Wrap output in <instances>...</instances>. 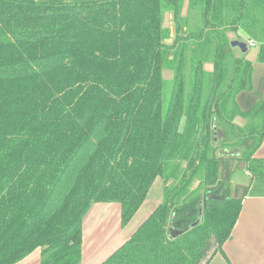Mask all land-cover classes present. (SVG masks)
I'll use <instances>...</instances> for the list:
<instances>
[{"label":"trees","instance_id":"trees-1","mask_svg":"<svg viewBox=\"0 0 264 264\" xmlns=\"http://www.w3.org/2000/svg\"><path fill=\"white\" fill-rule=\"evenodd\" d=\"M239 29L256 65L231 58ZM261 75L264 0H0V264H82L91 208L120 205L124 228L158 178L161 203L101 264L224 255L264 196ZM226 163L249 177L236 195Z\"/></svg>","mask_w":264,"mask_h":264},{"label":"rangeland","instance_id":"rangeland-1","mask_svg":"<svg viewBox=\"0 0 264 264\" xmlns=\"http://www.w3.org/2000/svg\"><path fill=\"white\" fill-rule=\"evenodd\" d=\"M185 14H189L188 18L190 19V22H192L193 24L199 20V15H198L199 13L195 9H193L192 12L191 11L189 12L187 3L183 8V15ZM165 27H169L173 29L171 15L169 13L166 14ZM191 27H193V25H191ZM227 36L229 39V46L232 41H245V42L250 41L249 36L241 29H239L238 32H234L230 30L228 31ZM259 48H260V43L258 41H254V46H250L247 53H242L239 49L230 47L232 53L231 58L245 59L255 64L257 63ZM164 76L166 79H171L172 73L164 72ZM238 121L240 120L238 119ZM229 175L232 181L230 183L231 185L230 189L232 195L236 193L235 189L237 184L242 186H246L248 184L249 177L247 176V174H245L244 169L241 168V166L236 170L230 171ZM162 182L163 181L160 178L156 180L153 188L151 189L148 195V198L146 199L147 201H145L146 203L144 202L145 204L141 208L140 210L141 212H139L140 213L139 216H136L135 218L133 217V220H131V222L123 228L124 230H121L125 239L128 238L130 234L132 235L139 228V226L148 218L147 217L142 223H140L142 217L147 213V210L150 209L151 207L153 209L154 206L155 207L158 206V204L162 201L163 198ZM240 193H242L241 188H240ZM107 205L112 206L114 204H107ZM112 213L106 219H99L100 214L98 215L95 213V215L92 216L90 220H88V222L85 224V247H86L85 253L90 258H93L92 261L93 263L91 264H97V262L105 258L111 251L116 249L121 243V237L119 236L120 229H122L120 216L118 220V213L117 212L113 214ZM97 217L99 220L97 219ZM107 258L108 257H106L104 261ZM210 264H226L225 260L221 256V252H219L211 260Z\"/></svg>","mask_w":264,"mask_h":264},{"label":"crops","instance_id":"crops-1","mask_svg":"<svg viewBox=\"0 0 264 264\" xmlns=\"http://www.w3.org/2000/svg\"><path fill=\"white\" fill-rule=\"evenodd\" d=\"M256 64L257 63H255L254 65ZM205 69L207 71H212L213 66L211 64H206ZM238 119L240 121H238ZM235 123L239 126H244L246 120L243 118H236ZM255 157L264 159V141L261 147L256 152ZM156 207L154 206L153 209L152 207L148 209L147 213L142 217L140 223H142L155 210ZM141 208L136 213L134 218L136 216H139ZM112 212L118 213L119 220L120 205L114 204L112 206H109L107 204H95L85 217L83 221L82 264L93 263V258H90L85 253V224L88 222V220H90L92 216L95 215V213L98 215L100 214L99 219H106L109 215H111ZM121 230L124 229H120L119 236L121 237V243L118 247L124 244L131 237L130 234L128 238L125 239ZM118 247L116 249H118ZM116 249L111 251L106 257H109ZM223 251L224 255L221 253V256L225 260L226 264H264V196H247L244 198L240 216L233 229L231 238L223 245ZM105 258L97 262V264H101ZM40 260L41 250L38 249L33 252L28 258L18 264H40Z\"/></svg>","mask_w":264,"mask_h":264},{"label":"water","instance_id":"water-1","mask_svg":"<svg viewBox=\"0 0 264 264\" xmlns=\"http://www.w3.org/2000/svg\"><path fill=\"white\" fill-rule=\"evenodd\" d=\"M230 47H232V48H238V49H240V51H241L242 53H247V52H248V49H249L248 44H247L245 41H232V42L230 43ZM241 168H244V164H241ZM201 218H202V213L200 214L198 221H196V222L192 225V227H193V226H196L197 224H199ZM187 230H188V229H186L185 231H187ZM185 231H183V232H185ZM170 232H171V234L173 235V237L176 236V234L173 233V229H170ZM183 232H182V233H183Z\"/></svg>","mask_w":264,"mask_h":264},{"label":"flooded vegetation","instance_id":"flooded-vegetation-1","mask_svg":"<svg viewBox=\"0 0 264 264\" xmlns=\"http://www.w3.org/2000/svg\"><path fill=\"white\" fill-rule=\"evenodd\" d=\"M261 76H262V78H261V81L259 82V85H258V91H259V93H261V97L263 98L264 97V75H261ZM224 166H225V172H226L224 179L225 180H229L230 179V175L229 174H230V171H231V167L227 163Z\"/></svg>","mask_w":264,"mask_h":264},{"label":"built area","instance_id":"built-area-1","mask_svg":"<svg viewBox=\"0 0 264 264\" xmlns=\"http://www.w3.org/2000/svg\"><path fill=\"white\" fill-rule=\"evenodd\" d=\"M246 43L248 44V47L254 46V41L253 40L247 41Z\"/></svg>","mask_w":264,"mask_h":264}]
</instances>
